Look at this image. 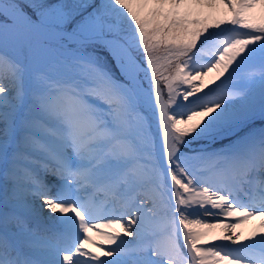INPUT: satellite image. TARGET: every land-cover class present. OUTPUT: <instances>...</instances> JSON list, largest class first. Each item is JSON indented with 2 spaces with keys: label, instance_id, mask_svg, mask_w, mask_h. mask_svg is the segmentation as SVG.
Instances as JSON below:
<instances>
[{
  "label": "snow or ice",
  "instance_id": "snow-or-ice-1",
  "mask_svg": "<svg viewBox=\"0 0 264 264\" xmlns=\"http://www.w3.org/2000/svg\"><path fill=\"white\" fill-rule=\"evenodd\" d=\"M0 264H264V0H0Z\"/></svg>",
  "mask_w": 264,
  "mask_h": 264
},
{
  "label": "bare ground",
  "instance_id": "bare-ground-1",
  "mask_svg": "<svg viewBox=\"0 0 264 264\" xmlns=\"http://www.w3.org/2000/svg\"><path fill=\"white\" fill-rule=\"evenodd\" d=\"M207 143L200 141V142H194L191 145V149L192 148H196L197 146H205ZM47 215V214H46ZM191 219V218H190ZM204 221L206 223H215L216 221L212 220V218L209 217H203ZM257 227V226H256ZM254 228V225L247 223L246 221L243 222H239L236 224L235 229H233L234 231L238 232L241 234V238H243V236L248 235L250 233V231ZM106 231V229H105ZM215 234L219 235L220 234V229H213L212 230ZM89 235H92V233H89ZM127 239V238H125Z\"/></svg>",
  "mask_w": 264,
  "mask_h": 264
},
{
  "label": "rangeland",
  "instance_id": "rangeland-1",
  "mask_svg": "<svg viewBox=\"0 0 264 264\" xmlns=\"http://www.w3.org/2000/svg\"><path fill=\"white\" fill-rule=\"evenodd\" d=\"M50 2H55V0H50ZM99 55H101L102 57L103 56H106V53L103 51V50H101L99 53H98ZM111 67H112V70L114 71V72H116L117 73V75H118V70L115 68V64H114V62L111 64ZM207 146H208V144H206ZM191 147V146H190ZM197 147H201V146H197ZM209 147V146H208ZM213 147H217L216 145H213ZM203 148H207L206 146L205 147H203Z\"/></svg>",
  "mask_w": 264,
  "mask_h": 264
}]
</instances>
